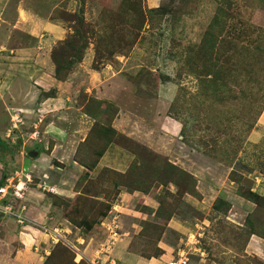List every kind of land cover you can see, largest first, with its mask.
Wrapping results in <instances>:
<instances>
[{"label":"rangeland","instance_id":"rangeland-1","mask_svg":"<svg viewBox=\"0 0 264 264\" xmlns=\"http://www.w3.org/2000/svg\"><path fill=\"white\" fill-rule=\"evenodd\" d=\"M18 11L21 30L12 29ZM25 15L64 26L67 44L58 45L41 29L30 28ZM0 20L10 29L3 35L0 27V46L6 49L0 52V81L11 85L18 77L22 82L12 97L0 98V139L5 142L0 178L3 171L11 194L4 205L16 212L24 206V215L27 205L45 208L43 222L31 221L49 235H40V247L24 235L19 247L18 232L28 234V222L19 224L0 213V264H111V257L121 264L116 242L131 240L139 228L133 240L139 254H150L153 239L160 237L174 250V259L185 248L187 264L200 259L203 264L226 259L264 264L263 249L244 252L251 237L264 244V0H0ZM54 47L71 49L82 60L74 61L67 74L66 68L61 72V88L51 95V86L39 78L53 76ZM103 66L110 73L105 77L122 70L136 99L171 94L167 114L181 122L182 133L177 138L148 136L144 146L114 132L110 124L118 109L97 97L98 88L88 90L91 72ZM40 84L45 91L32 89ZM19 97L25 100L7 102ZM120 108L128 110L127 105ZM116 128L126 129L125 122ZM105 142L138 154L150 164L141 165L142 173L158 182L152 186L157 189L155 213L128 236L121 237L133 228L131 219L113 207L119 205V191L126 190L118 186L123 180L110 169L97 173L93 168ZM30 152L36 155L30 157ZM222 181L229 190H212ZM194 185L201 200L188 197L185 202L184 192L193 193ZM17 186L21 198L13 195ZM239 201L246 203L245 213L228 216L226 210H236ZM171 217L191 228L187 235L204 231L202 258L185 246L186 234L180 237L166 228ZM91 221L87 231L84 223ZM11 225L8 235L5 229ZM109 229L117 233L110 245ZM54 230L63 240L54 241Z\"/></svg>","mask_w":264,"mask_h":264},{"label":"crops","instance_id":"crops-1","mask_svg":"<svg viewBox=\"0 0 264 264\" xmlns=\"http://www.w3.org/2000/svg\"><path fill=\"white\" fill-rule=\"evenodd\" d=\"M75 10L76 9L74 7V9L71 12H74ZM19 14H20V12L18 11L17 12L18 18L16 19L15 24L12 25V29L19 28V30H21L19 27V21L22 19H21V17H19ZM25 16H26L25 17L26 20L31 21L28 23L25 22L28 24V26L30 28H33L35 26V29H37V28L41 29V31H44L50 39L54 38L56 43L62 41L68 33V31H66L64 29V26H62L58 22H52L50 20L46 21V20H42V19H37V18H33L29 15H25ZM36 17H38V16H36ZM35 19H37V20H35ZM5 25H6L5 21L0 20V27L3 28V30H4V31H2L3 35H5V33H7V31L10 30V29H7V26H5ZM7 25L10 26L9 23H7ZM25 26H27V25H25ZM29 30H31V29H29ZM26 32H31V31H26ZM2 50H6V49H4L3 45L0 46V52ZM10 53L12 54L11 51H10ZM5 54L3 53L2 55H5ZM108 70H109L108 66H103L99 70H95L93 72L90 71L92 74L93 73H95V74H94L93 80L89 84L90 88L88 90L91 93L92 90L98 88L99 96H97V97L99 99L102 98L100 100H108L111 103H114V106L118 109V110H116L117 111L116 119L113 118L111 121L112 125L110 124V127L113 128L114 132L116 131L119 133L120 132L124 133L129 138L132 137L134 140H137L138 142H140V144H143L144 146H147V143L149 142L148 136H150L154 140L156 137L161 136V134H164V133H167L170 136V138L171 137L177 138V136H179L181 134L180 133L181 127H182L181 123L167 114V111L169 110V106H170L169 100H172L171 94H166L165 96L162 94L163 98H160V96H159V98H157L158 100H156V99H140V98L136 99L133 96L135 87L128 78H126L124 75H122V73H120L122 70L121 71L118 70V74H117V72L112 73L111 77H105V76H108L107 74L110 75ZM54 71H55V67H54ZM54 71H53V76L52 75L49 76L50 79L46 78L45 76L39 78L41 81H39V79H38V81L42 85L45 86L48 84L49 86H51L52 89H50V90L48 89L51 92V95H53V93H54L53 91L56 90L57 87L61 88L60 85L63 82V81L62 82L58 81L56 79ZM15 79L19 80V81H14L11 85L9 82L4 83V82L0 81V98L1 99L4 98L3 94L5 95L8 93V95H10V97H12L15 92L17 93V90L15 87L22 82L20 81V79L18 77H16ZM57 82H61V83H57ZM41 84L36 85V87H33L32 89L41 90V88H43V90L45 91L44 87L41 86ZM55 85H57V86H55ZM58 88H57V90H58ZM4 89H6L7 92H3ZM32 92H35V91H32ZM127 96L130 97L132 100H129L127 98ZM23 97H25L24 92L22 94V98ZM16 100L20 101V100H25V99H21V97H19V98H15L12 101L9 100L7 102L11 103V102H15ZM67 100H69V99L67 98ZM122 105H127L128 110L125 111L126 113H122V110L120 108ZM157 111H162V112L165 111V114H160ZM122 121L125 122V128L126 129L121 128V131H120L119 128H116V123H119ZM153 121L155 122L154 124H153ZM133 128L135 129V132H133V130H132ZM151 138H150V140H151ZM105 145L106 146L104 147V150H103L100 158L98 159V162L93 167L95 170H97L96 172L98 173V171H100L101 169L102 170L103 169H110V170H113V171H116L119 173H126L127 171L129 172L130 166L134 161V155H132V153H130L128 150L124 149L123 147H121L120 145H118L116 143L108 142L106 144V142H105ZM163 156H167V155H163ZM95 170H93V172ZM138 172L140 173L139 174L140 178H142V176L144 174L141 171V166L137 170V173H136L137 175H138ZM97 173H95V176L97 175ZM0 175H1V173H0ZM146 180L149 183L148 190H121V191H119L118 199L116 201L119 203V205L115 203L116 205L114 204L113 207L115 210H119V212L122 215L124 214L123 215L124 218L131 219L130 222H132V227H133L129 230L126 229V231H124V233H122L121 237L128 236L129 232L133 229L136 230L139 227L138 223L140 221L146 220V218L149 217L148 215H150V217H151V215H153L155 213L156 208L158 207V202L156 199L157 189L155 187H152L154 185H157L158 182L156 183V181H154L153 183H151V179L149 177H147ZM219 187L221 189L229 190L228 184L225 183L224 181L220 182L217 186L212 187V190L217 189ZM153 190H154V193H153ZM200 194L202 195V193H200ZM201 195H198L197 197H193V196H190L188 194H184V196L182 197V200L185 201V200H187L188 197H191L195 202H197V201L201 200V197H200ZM239 202L240 203H238L236 206V210H234L235 209L234 207L232 209L231 208L227 209L226 213L228 216H234V215L242 216L245 213L243 207L246 206V203L243 201H239ZM247 206H248V204H247ZM22 207H24V206H22ZM27 207H28V210L26 211L25 215L23 214V212H22V214L24 215L25 219H26V217L30 218L29 221H27V219H26V222H28L27 227H28L29 233L26 234L25 232H18V234H19L18 239L20 240L19 247H22L21 242L24 239V235L27 236V238H29L31 240V241H28L29 244H31V242H33L32 245L36 244V245H38V247H40V244L38 241L40 238V235L41 236L42 235L43 236H49V235L42 232L41 231V225L37 224L33 221L38 220L39 222H43L44 218L46 217L45 208H42V207L38 208L35 205L30 206V207H29V205H27ZM24 209H25V207H24ZM196 210L199 211L198 209H196ZM202 214H201V216H203ZM10 217H11L10 220H12V221L15 220L17 222V219L15 217H13V216H10ZM203 217L206 218L207 216H203ZM31 220H33V221H31ZM204 220L206 222H208L206 219H204ZM183 223L184 222H182V221L179 222L178 220L174 219V217H171V218H169V220L166 223V228L173 230V232L180 235V237H181V234L187 235V231L190 232V230H191V228H190V230H188V228L185 227L183 225ZM1 224H2V222H1ZM197 225H198L197 223L194 224L195 227H197ZM11 226H12V229H8V228L5 229L6 231H8L7 232L8 235H12V230L14 229V226L13 225H11ZM203 226L200 228L206 230L207 228L206 227L203 228ZM140 230H141V228H139V230L137 229L134 232V235H133L131 240H129L130 238L128 239L127 237H123L122 239H120L119 242H116L115 247H114L116 249L115 254H116V258H118V260L120 261L121 264H168L170 261H172L175 258V256L172 253L174 251V250H172V247L169 246L168 244H164L162 242V240H159L155 244V247L160 249L162 252L158 257L151 256V257L146 258L142 254H139L136 251H134L133 240H134V238L136 239L139 236ZM192 233L193 232H191L189 235H187L188 236L187 240H189V238H193V237L198 239V241H199L198 248L201 249L200 247L202 246V241H203L202 239H203V236L205 234L204 231L203 232L198 231V233L194 232L193 234ZM41 238H44V237H41ZM52 238L53 237L50 236V240ZM91 239L92 238H89L87 240V242H86L87 247H89V244H91V242H92ZM258 239L259 238L255 237V236L251 237L249 244L244 249V252H246L247 254H251V252L254 253V250H258V249H260V250L263 249V251H264V244L262 242H260ZM185 245H187V243H185ZM191 248L193 249V246ZM191 248L189 247V249H191ZM181 249L182 248H179L177 250V254H178V251ZM195 253L202 258V256L200 255V254H202V251H201V253L194 251V254ZM111 258L115 261V264H117L114 257H111ZM240 261H241V259H240ZM259 261H261V260H259ZM201 262H203V260L200 259L199 262H197L195 264H203ZM241 262H243V261H241ZM209 263L210 264H235V262H229L227 259L225 261H222V262L211 261ZM253 264H257V263H253Z\"/></svg>","mask_w":264,"mask_h":264},{"label":"trees","instance_id":"trees-1","mask_svg":"<svg viewBox=\"0 0 264 264\" xmlns=\"http://www.w3.org/2000/svg\"><path fill=\"white\" fill-rule=\"evenodd\" d=\"M157 9H159V8H157ZM151 12H156V9H152ZM70 14H72V13H70ZM74 14L75 13H73V15ZM140 24H142V21L140 22ZM57 44L58 45L63 44L62 46H65L67 43L64 42V40H62V41L58 42ZM119 45L120 44H118L117 47ZM68 46H70V45H68ZM51 60H52V63L55 67V77H56V79H60L62 76L61 72H63V70L66 68V74H67L72 69V67L74 65V61L80 62L82 60V55L72 53L71 49H70V51L66 50L65 48H61L60 50H57L56 47H54L52 49V52H51ZM60 65L62 67H60ZM210 67H212V66H210ZM94 68H98V67L94 66ZM209 75L210 74H208L207 76H209ZM171 117L174 118L175 120H177L178 122H180L176 117H173V116H171ZM182 131H183V125L181 127L180 133H182ZM1 147H5V142L0 139V148ZM142 148H145V147L142 146ZM126 149L130 153H132V155H134V161L130 166L129 172L127 171L126 173H119V172H116L113 170H112V172H110L109 169H104L103 171L106 173L110 172V173H114L116 175H119L120 179H122L123 181L118 186L125 188L126 190H148L149 183L146 180L148 176L143 175L142 178H140V176H139L140 173L138 172V175L136 173H137V170L140 168L141 165H145V163H146V165H150V164L148 162H146L145 160H143L141 157H139L138 154L134 153V151H131L128 148H126ZM149 153H151V152H149ZM151 154H153V153H151ZM154 156H156V155H154ZM158 168H159V166H158ZM158 170H159V175H160V168ZM5 179H6V176H5L4 172L2 171V176L0 178V187H3L4 185H6L4 182V181H6ZM176 188L179 189L178 186H176ZM194 188H195V185H194L193 189ZM184 194H188V195H191L193 197L198 196V193L195 191V189H194V192L191 194L188 192H184ZM250 195L252 197L256 198L255 200H257V198H259V196L255 195L254 193H251ZM214 208L218 209L217 206H214ZM226 212H227V210H226ZM93 225L94 224L92 221L90 223H84V227L87 231H91ZM149 239L152 242V239L151 238H149ZM159 240H160V237L153 239V244H154L153 250L149 251L150 254L144 253L142 255L146 258L151 257V256L158 257L162 253L160 249L155 247V244ZM200 248L202 249V246Z\"/></svg>","mask_w":264,"mask_h":264},{"label":"built area","instance_id":"built-area-1","mask_svg":"<svg viewBox=\"0 0 264 264\" xmlns=\"http://www.w3.org/2000/svg\"><path fill=\"white\" fill-rule=\"evenodd\" d=\"M8 187L10 188L9 185H5L3 187H0V213L13 216V217H15L17 219V222L19 224H23L24 222H26V219H25L24 215L22 214V212L24 210V207H22L19 212H16V211L13 210V206L4 205V200L11 195L9 193V191H8ZM15 190L16 191L13 193V195L14 196H18V197L21 198L22 189L17 186V187H15ZM1 205H3L4 207H2ZM43 230L46 231V232L48 231L47 227H43ZM109 232H110L109 233L110 235L108 237L109 238L108 244L110 245V244H113L112 241L116 240L117 233H116V231H113V230H110ZM51 233H53V235L55 237L54 241L63 240L62 238H60L58 236L56 230H54ZM188 245L189 246L190 245L193 246V251L201 253V250L198 248V245H199L198 239H196L194 237L193 238H189V240H187V245H185V246H188ZM106 248H108V247H106ZM187 255H188V251L185 248H182L181 250L178 251L179 258L178 259H173L168 264H187V261H188ZM108 260H111V264H115V261L112 258H108ZM89 262H90V264H97L95 260H93V261L90 260ZM108 264H110L109 261H108Z\"/></svg>","mask_w":264,"mask_h":264},{"label":"water","instance_id":"water-1","mask_svg":"<svg viewBox=\"0 0 264 264\" xmlns=\"http://www.w3.org/2000/svg\"><path fill=\"white\" fill-rule=\"evenodd\" d=\"M35 155H36L35 153H31V152L29 153L30 157H34Z\"/></svg>","mask_w":264,"mask_h":264}]
</instances>
